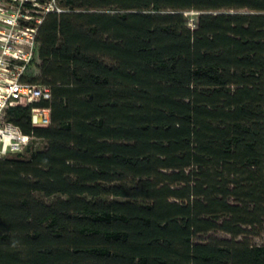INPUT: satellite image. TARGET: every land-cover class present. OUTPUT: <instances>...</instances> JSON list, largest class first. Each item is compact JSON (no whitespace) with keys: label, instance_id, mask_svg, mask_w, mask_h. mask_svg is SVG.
<instances>
[{"label":"trees","instance_id":"obj_1","mask_svg":"<svg viewBox=\"0 0 264 264\" xmlns=\"http://www.w3.org/2000/svg\"><path fill=\"white\" fill-rule=\"evenodd\" d=\"M61 2L51 96L8 112L44 146L0 157V264H264V0Z\"/></svg>","mask_w":264,"mask_h":264},{"label":"built area","instance_id":"obj_2","mask_svg":"<svg viewBox=\"0 0 264 264\" xmlns=\"http://www.w3.org/2000/svg\"><path fill=\"white\" fill-rule=\"evenodd\" d=\"M65 11L61 0H0V157L29 154L43 138L29 134L8 119L11 107L51 96V87L30 79L39 61V32L49 13ZM34 125L51 122L49 108L35 106Z\"/></svg>","mask_w":264,"mask_h":264},{"label":"rangeland","instance_id":"obj_3","mask_svg":"<svg viewBox=\"0 0 264 264\" xmlns=\"http://www.w3.org/2000/svg\"><path fill=\"white\" fill-rule=\"evenodd\" d=\"M185 17H186V20H187V23L194 27L197 23V20H198V13L199 11H196V10H188V11H185ZM107 62H109V60H106ZM34 71H38L37 69V65L34 67ZM40 147H43L44 146V142L43 143H40L39 144ZM40 197H42L43 199H45L47 202H53L57 196H52V197H45L43 195H39ZM254 241L256 242H262L264 241V238L263 236L261 237H255L253 238Z\"/></svg>","mask_w":264,"mask_h":264}]
</instances>
